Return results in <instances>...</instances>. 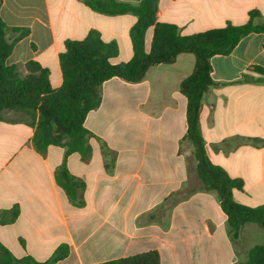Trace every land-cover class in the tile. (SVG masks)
Here are the masks:
<instances>
[{
	"label": "crops",
	"instance_id": "0c3cea01",
	"mask_svg": "<svg viewBox=\"0 0 264 264\" xmlns=\"http://www.w3.org/2000/svg\"><path fill=\"white\" fill-rule=\"evenodd\" d=\"M251 12L253 25H264V0H158L155 22L189 36L244 25ZM0 19L28 31L5 65L26 76V65L36 62L53 90L63 83L59 55L67 41L93 31L117 46L112 65L133 55L136 17L102 15L80 0H0ZM152 31L145 34L146 53ZM194 66V56L182 53L170 65L150 67L137 83L104 82L99 106L83 123L90 133L86 157L61 145L37 150V110L2 112L0 244L15 260L50 264L61 253L52 264H100L153 252L159 264H244L253 247L264 246V228L254 223L232 237L217 193L204 190L197 175L179 90ZM209 66L211 85L199 110L206 157L243 182L232 191L235 203L264 206V77L253 71L264 69V33L246 35ZM68 181L80 186L72 199L63 186Z\"/></svg>",
	"mask_w": 264,
	"mask_h": 264
},
{
	"label": "trees",
	"instance_id": "16d2710c",
	"mask_svg": "<svg viewBox=\"0 0 264 264\" xmlns=\"http://www.w3.org/2000/svg\"><path fill=\"white\" fill-rule=\"evenodd\" d=\"M80 1L88 9L102 15L131 14L136 17L129 31L132 58L126 63L112 65L111 60L117 56V46L102 42L97 32H89L82 41L65 42L59 55L63 83L59 89L53 90L47 70L36 62L26 65V76H21L15 66L5 65L13 45L27 36L28 31L9 29L0 19V120L5 110H37L39 122L33 138L37 150L42 151L49 145H61L66 148L67 154L78 153L86 157L90 151V133L83 123L87 113L99 106V88L104 82L119 78L127 83H137L150 67L170 65L179 54H192L195 58L194 70L181 82L179 90L186 99L187 139L195 148L197 175L204 190L217 193L234 239L244 223H254L264 228V206L251 208L233 201L232 191L242 190L243 182L231 179L224 170L210 163L199 132L201 99L211 85L209 59L215 55L229 54L238 41L250 33H264V25L255 26L252 23L257 13H249L250 20L241 26L227 24L221 29L181 36L176 26L155 22L158 0H141L137 5L115 0ZM151 27V46L146 53L144 39ZM8 33L17 36L9 42L6 38ZM253 71L264 77V69L253 68ZM261 82H264V78ZM63 186L71 199L75 197L74 190L80 187L70 181ZM59 254L50 264L61 258ZM14 262L9 251L0 244V264ZM18 263H26V260H19ZM100 264H159V261L157 254L150 252ZM244 264H264V246L253 247Z\"/></svg>",
	"mask_w": 264,
	"mask_h": 264
},
{
	"label": "rangeland",
	"instance_id": "374dc122",
	"mask_svg": "<svg viewBox=\"0 0 264 264\" xmlns=\"http://www.w3.org/2000/svg\"><path fill=\"white\" fill-rule=\"evenodd\" d=\"M3 114V113H2ZM15 260V259H14ZM14 264H24V263H18V260H15Z\"/></svg>",
	"mask_w": 264,
	"mask_h": 264
}]
</instances>
